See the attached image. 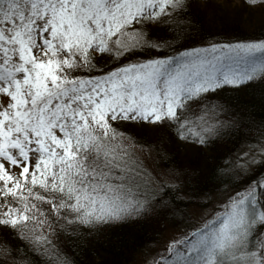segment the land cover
Returning a JSON list of instances; mask_svg holds the SVG:
<instances>
[{
  "label": "snow or ice",
  "instance_id": "snow-or-ice-1",
  "mask_svg": "<svg viewBox=\"0 0 264 264\" xmlns=\"http://www.w3.org/2000/svg\"><path fill=\"white\" fill-rule=\"evenodd\" d=\"M189 3L0 0V264H77L155 212L177 231L142 264H264V106L223 98L264 91V38L205 40ZM174 139L211 149L206 173Z\"/></svg>",
  "mask_w": 264,
  "mask_h": 264
},
{
  "label": "trees",
  "instance_id": "trees-1",
  "mask_svg": "<svg viewBox=\"0 0 264 264\" xmlns=\"http://www.w3.org/2000/svg\"><path fill=\"white\" fill-rule=\"evenodd\" d=\"M242 2L245 3V0H242ZM189 12L196 20L201 35L205 40L221 42L231 38H264V25L252 29L251 32H246L239 25H235L229 30L219 29L214 31L204 25L203 17L191 3H189ZM230 97H237L239 102L247 103L257 114L262 111V106H264V91L261 90V86L256 84L241 86L234 90H226L223 93V98L229 100ZM136 131L138 138L143 137L144 142L148 144H159L163 139V135L158 130L147 125L143 129H137ZM187 145L195 150L188 155L185 152L184 142L178 139L165 142L167 149L163 148L170 153L174 152L178 163L181 164V161L184 160L182 164L187 167L198 168L201 174L206 173V161L201 153L205 151L210 153L211 149ZM169 224H174L170 218L165 214L155 212L140 221L115 224L102 228L97 235L86 237L84 246H82L76 256L77 264H129L139 255H142L144 252L143 245L147 243L149 247L152 246L163 234L165 226ZM0 240L8 241L10 237L4 232H0Z\"/></svg>",
  "mask_w": 264,
  "mask_h": 264
},
{
  "label": "rangeland",
  "instance_id": "rangeland-1",
  "mask_svg": "<svg viewBox=\"0 0 264 264\" xmlns=\"http://www.w3.org/2000/svg\"><path fill=\"white\" fill-rule=\"evenodd\" d=\"M191 5H194L195 10L203 17V22L209 29L218 31L219 29L229 30L235 25H239L246 32H251L252 29L257 27H262L264 25V4H257L256 6H249L248 4L242 2V0H190ZM151 128L150 125H147ZM185 152L187 155L194 152V148L185 144ZM165 147V143L163 144ZM193 147V146H192ZM183 152V153H185ZM152 156L156 159L161 167L165 165L162 161H159L157 154L153 151ZM151 163V161H149ZM184 160L181 161V165ZM192 206L189 207L191 211ZM177 231L175 224L166 225L163 234L159 237L156 242L153 243L155 246H159L166 242V240ZM150 246L149 250L154 251L155 246ZM144 252L139 257L135 258L129 264H142L144 259Z\"/></svg>",
  "mask_w": 264,
  "mask_h": 264
}]
</instances>
